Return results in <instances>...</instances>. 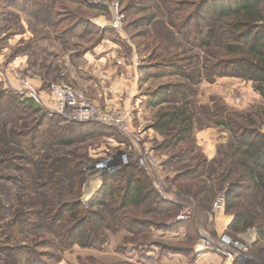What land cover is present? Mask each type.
<instances>
[{
	"label": "rangeland",
	"instance_id": "1",
	"mask_svg": "<svg viewBox=\"0 0 264 264\" xmlns=\"http://www.w3.org/2000/svg\"><path fill=\"white\" fill-rule=\"evenodd\" d=\"M86 1L0 0V133L16 149L23 144L19 159L0 166V264H223L218 242L226 233L247 248L232 264H264V179L256 186L240 165L249 160L234 153L245 134L264 142V99L253 80L222 62L239 54L222 47L227 19L209 15L221 0ZM117 19L120 28L113 26ZM56 83L71 85L103 108L128 110L132 124L147 131L134 151L157 158L134 169L150 189L147 202L123 208L129 170L105 180L108 172L97 169L107 155L113 153L117 163L123 149H135L130 139L101 123L64 121L54 105ZM186 91L191 134L157 131L158 114L181 102ZM66 133L74 143L57 146L53 137ZM60 160L80 162L85 175L66 189L73 194L64 200L76 199L90 211H101L93 203L106 201L109 220L94 245L71 237L59 246L58 234L42 222L46 211L64 201V187L44 194L37 182L81 177L64 173ZM221 195L225 207L217 211ZM240 212L249 227L235 225ZM16 215L37 221L19 231ZM129 219L143 226L128 228ZM48 236L54 241L41 246ZM23 245L29 249L19 250Z\"/></svg>",
	"mask_w": 264,
	"mask_h": 264
},
{
	"label": "trees",
	"instance_id": "2",
	"mask_svg": "<svg viewBox=\"0 0 264 264\" xmlns=\"http://www.w3.org/2000/svg\"><path fill=\"white\" fill-rule=\"evenodd\" d=\"M84 1L87 2L86 0ZM215 4L216 6H214L213 10L209 12L211 18H215L217 20H221L223 18L225 20L227 19V28H225L226 32L224 33L223 41L221 42L222 47H225L231 53L239 54V56L231 59H223L222 62L226 66L231 65L239 70V73L243 74L248 79L253 80L256 84V90L259 91L264 99V0H221L215 2ZM210 36L214 37L215 33L210 34ZM205 44L206 43L204 41L200 43L203 47H205ZM183 76L190 78L189 75H186V72ZM187 93L188 92L186 91L181 102H178L175 106L172 105L171 107L163 109L158 114V118L155 122V128L157 131L163 132L167 135L175 134L174 136H180L181 138L191 134L194 127V119L189 108V101L187 98L185 99V96L187 97ZM59 116L61 115L59 114ZM63 119L66 122H71L66 120L64 117ZM91 123L93 122H89L88 124ZM71 124L78 125L83 123L71 122ZM104 125L106 128H113L106 124ZM0 134V166L5 169L8 168V166H10L15 159H19V153L23 152L20 146L23 144L17 142L16 146L18 149H16L13 144V140L10 138L7 139L2 133ZM245 135H247L245 140H239L237 142L234 153L245 154L249 163L244 160L243 162H240V165H244V169L246 170L245 173L250 174L249 178L251 177L252 180L255 179L254 184L260 187V183L264 179V176L261 174L259 175L257 172L264 171H258L256 168L257 166H260L264 169V142L249 141L248 134ZM249 138H253L252 133ZM53 139L56 141L57 146L60 144L63 146H69L74 143V140L70 138L67 133L62 138H59V135H57V137H53ZM41 145L47 149L51 147L50 143L49 146H47L44 142ZM23 148L25 147L23 146ZM24 151L25 153L31 152L28 149H24ZM25 153L24 155H26ZM36 154L41 155L40 153ZM232 160L235 163L233 158ZM56 163L63 167L64 173L70 172L81 177L72 180L71 176H66L56 181L52 177L48 183H40L38 181L37 187L40 188L39 190H41L44 194H53L52 187L60 184L58 186V190L61 187H64L60 200H64L66 197L73 194V192L70 193L66 189L73 185L79 183L81 184L82 180H84V166L78 161L71 165V161L69 160H60ZM137 167L140 168V166ZM137 167L136 165L126 167L129 170L128 173L130 174L125 178L126 183L124 186L126 187V192L120 197L122 202L119 203L123 205V208L141 205L140 202L143 201L142 203H145L150 198V189L145 188L140 177H135L136 171H134V169ZM53 168H55V166H53L52 169ZM72 169L75 170L74 173L71 171ZM25 170L26 173L29 171L27 169ZM117 173L118 172L112 175L106 173L105 180H113L115 178L114 175ZM132 177L137 179L134 180ZM3 178L5 179V177H0L1 180H3ZM7 178L8 176L6 177V180ZM113 192L114 191L112 190L110 193L111 197ZM229 196L231 197V195ZM105 204L106 201H103L102 199H100V201H95L93 206H100L103 209L101 211L94 209L90 211L81 208V205L76 202V199L64 200L62 203L57 204L59 206H55L51 211H46L45 213L43 212L46 219L42 218V222L45 224L48 232L52 233L53 230H55V233L58 234L59 246L62 243L65 244L67 239L71 237L76 238L79 241H84L83 245H94L98 241L99 236L97 233H99L100 229H103V227L106 226V222L109 220V216L106 213L107 211L104 209V207H106L104 206ZM112 212L113 210L111 209L110 213L112 214ZM88 217L93 218L97 225L95 224V226H92L91 223L87 221ZM245 217L246 215H244L243 212L238 213L235 218V225H248L247 218L245 219ZM36 221L37 220L33 215H16V217H14V222L18 224L16 228L19 231L24 226L27 229L31 226L34 227ZM128 224V228H132L136 224L143 226V224L139 223L136 219H129ZM247 227H249V225ZM236 228L239 227L237 226ZM47 240L49 244L51 241H54L49 236L48 239L44 237L42 238L41 246H44V242H47ZM24 249L28 250L29 247L27 245L19 247V250ZM48 254L52 257L51 253H46V255ZM43 260L44 257H41L40 262H43Z\"/></svg>",
	"mask_w": 264,
	"mask_h": 264
},
{
	"label": "built area",
	"instance_id": "3",
	"mask_svg": "<svg viewBox=\"0 0 264 264\" xmlns=\"http://www.w3.org/2000/svg\"><path fill=\"white\" fill-rule=\"evenodd\" d=\"M113 26L120 28L119 19L113 22ZM52 94L57 112L66 120L76 123L99 122L117 128L130 139L135 147V149L132 146L128 150L123 149L124 152L120 156V162L115 163L113 161V153L101 159L97 164L100 173H116L121 168L132 165L147 168L150 164L157 163V158L153 152L145 150L141 155L135 154L134 151H138L137 147L144 143V136L147 131L132 124L128 110L103 108L88 99L82 91L64 83L53 84ZM225 199V196L221 195L216 200L214 206L217 211L224 209ZM187 214V211H185L178 216V219H183ZM218 244V250L225 255L223 264H232L238 258L246 255L247 248L239 245V241L227 233L220 236Z\"/></svg>",
	"mask_w": 264,
	"mask_h": 264
},
{
	"label": "crops",
	"instance_id": "4",
	"mask_svg": "<svg viewBox=\"0 0 264 264\" xmlns=\"http://www.w3.org/2000/svg\"><path fill=\"white\" fill-rule=\"evenodd\" d=\"M135 78H136V81H139V80H140V78H139V75H138V74L136 75V77H135ZM223 211H224V209H223Z\"/></svg>",
	"mask_w": 264,
	"mask_h": 264
}]
</instances>
